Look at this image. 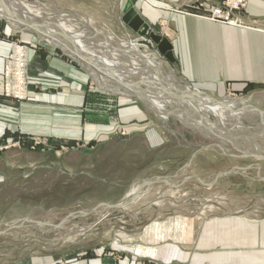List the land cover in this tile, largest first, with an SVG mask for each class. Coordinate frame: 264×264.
Masks as SVG:
<instances>
[{
	"label": "rangeland",
	"instance_id": "1",
	"mask_svg": "<svg viewBox=\"0 0 264 264\" xmlns=\"http://www.w3.org/2000/svg\"><path fill=\"white\" fill-rule=\"evenodd\" d=\"M24 1L31 4H27L29 12L32 11L36 16L32 21L39 23L36 24L40 26L37 29L45 37L25 28L16 30L0 17V29L15 32L12 44L24 46L27 52L28 43L24 41V37L37 39L55 53L69 58L60 50L61 47L54 48L55 44H59L50 43V36L46 33L59 29L54 25L55 20L71 24L75 30L86 35L82 36L85 48L93 53L95 67L110 66L109 70L103 67L107 73L105 82L117 83L122 78L123 84L119 88L125 91H115V87L107 89L97 81V78L101 79L99 72V77L96 78L93 72L91 75L86 67L82 66L85 71L73 61L85 82L83 88L106 96L110 101L102 108L98 104L87 108L91 113L84 109L86 114L97 115L98 111H105L107 106V112L112 115L120 105L127 107L126 104L131 103L138 106L140 115L122 122L103 138L86 141L80 137L78 141L65 140L59 145L53 144L52 148H48L47 168L36 169L38 172L33 171L29 179L10 181L0 189V264L23 260L33 262L43 257L58 260L62 255L69 254L88 256L93 252L90 250L93 247L102 256L111 253L123 255L125 246L132 247L133 244L130 243L136 239L145 237L147 240L146 236L150 237L152 232L155 233L157 229L153 226L157 225L151 223L159 221L173 222L177 238L183 236V225L191 221L193 240L202 232L199 226L202 227L205 222H238L240 226L264 222V160L234 156L239 155V150L229 142L224 143L226 147L223 150L216 146V140L207 134L216 120L213 114L206 118L203 112H200L203 117L192 112L197 119L194 121L184 115L176 117L169 113L172 105L163 89H170L176 82L189 85V79L184 78L177 65L171 66L174 61L165 59L150 39L149 31L160 34L159 31L150 29L140 37L123 21V7L121 9L120 6V10H117L114 3L111 15L101 6V11L95 16L90 13L96 19L87 21L83 19V14H66L56 0ZM37 2L42 6H35L39 5ZM9 7L13 8L14 5ZM104 10L105 15L102 12ZM39 16L43 19L38 20ZM231 21L230 24L229 20L223 19L212 22L229 25L234 23L231 26L264 33V20L245 21L240 18ZM83 23L90 28L83 26ZM125 27L132 32L126 31ZM104 32L118 40L107 38L106 42L99 36ZM167 32L166 28L162 30L163 35L168 34ZM165 37L169 41L170 37ZM62 39L65 40L64 37ZM142 40L150 42L152 47ZM123 42L136 43L144 52L152 53L157 65L152 66L144 61L146 64L143 69L137 67L140 59L138 54L133 50L126 52ZM251 55L259 62L258 51H252ZM104 57L107 61H100ZM110 70L114 76L110 74ZM25 72L27 92V67ZM250 75L249 79H227L224 84H217L212 96L201 91L216 102L245 101L259 113L264 111V70L251 68ZM179 87L182 89L183 86ZM130 90L138 98L126 96L125 93ZM146 96L154 99L152 101L158 112L167 114L159 115L146 100ZM23 97L15 99L27 100L28 93ZM231 111L234 115L244 113L242 107L238 106ZM239 117L243 126L248 123L242 115ZM257 118L259 116H252L250 120ZM197 121L201 127L188 124ZM224 127L231 125L227 123ZM256 164L259 165L261 177L257 176L254 169H249L242 171L243 174L245 172L244 176L234 173L213 181L217 172ZM191 175L199 177L205 184L190 177ZM159 176L167 177L168 183L153 182L143 187L138 193L139 197L137 195L128 202L127 207L125 204L123 208L119 206L109 211L105 207L107 204L123 203V199L128 197H123L124 192L128 195L142 180H153ZM13 222L15 225H11ZM251 230L248 227L247 231ZM222 247L216 244V248ZM227 248L249 250L242 244Z\"/></svg>",
	"mask_w": 264,
	"mask_h": 264
},
{
	"label": "crops",
	"instance_id": "2",
	"mask_svg": "<svg viewBox=\"0 0 264 264\" xmlns=\"http://www.w3.org/2000/svg\"><path fill=\"white\" fill-rule=\"evenodd\" d=\"M56 1L66 13L83 14V19L87 21L96 19L90 13L95 16L101 11V6L111 15L113 3L120 10V6L122 9L129 2L150 29L170 37L174 59L171 66L177 65L184 78L189 79L188 84L210 96L217 84L222 85L227 79H249L251 68L264 70V33L212 22L217 20L212 17V10L222 7L223 0ZM16 3L20 6L24 4L21 0ZM25 10L29 11L27 8ZM106 11H102L104 15ZM28 13H24L27 18L34 15L32 11ZM236 13L239 19L244 18L245 21H262L264 0H245V7ZM59 25H64L61 30L63 33L58 30L66 41L51 30L48 31V41L59 45L65 42L66 53H77V47L71 41L74 36L86 35L66 22L62 21ZM165 28L168 34L163 35L162 30ZM125 30L132 32L127 27ZM104 34L107 35L106 32ZM14 39L15 32L0 29V149L3 148L0 150V189L10 181L29 179L33 171L38 172L36 169L47 168L48 148H52L53 144L59 145L65 140L78 141L80 137L86 141L103 138L122 122L140 115L138 106L131 103L126 104L127 107L120 105L112 115L107 112V106L105 111L100 110L97 115L86 114L84 109L95 107L96 104L102 108L110 102L109 98L83 88V77L69 58L55 53L40 40L27 37H24V41L28 43L29 97L19 101L6 96L1 73ZM123 43L126 52L144 50L138 45L137 50H134L126 42ZM252 51L260 53L259 62L251 55ZM126 196L124 192L123 197ZM154 224L157 226L153 228L157 231L152 232L150 237L146 236L147 240L142 237L130 243L132 247L125 246L123 255L111 253L102 256L93 247L90 248L93 252L88 256L69 254L62 255L58 260L43 257L33 262L23 260L5 264H264V222L251 226L249 223L240 226L238 222L229 221L205 222L202 227L199 226L202 232L195 240L191 221L183 225V236L178 238L173 222L151 223ZM248 227L252 230L247 231ZM216 244L223 247L216 248ZM239 244L246 245L249 250L227 248Z\"/></svg>",
	"mask_w": 264,
	"mask_h": 264
},
{
	"label": "bare ground",
	"instance_id": "3",
	"mask_svg": "<svg viewBox=\"0 0 264 264\" xmlns=\"http://www.w3.org/2000/svg\"><path fill=\"white\" fill-rule=\"evenodd\" d=\"M15 1L17 2V0H0V14H1L0 17L3 20H6V22H8L16 30H21L22 29L21 27H18V25H17L18 23L21 26H26L27 23L30 22L31 23V27L35 30L34 33L37 32V34L41 35L42 37H45L44 33L37 29V27H40V26H38L36 24H39V23L32 21V18L33 17L36 18V16L33 15V16H30V18H27L25 16V14H24V13L29 14L28 13L29 11H26L25 9L27 8L29 10V6L28 5H31V4H29V2H27V1L21 0V3H24V4H22L20 6L19 3L17 5V3ZM26 4H28V5H26ZM37 4H39V3H37ZM9 5H14V7L11 8V7H9ZM35 6H42V5L39 4V5H35ZM42 19H43V17H41V19H38V20H42ZM229 24H230V22H229ZM54 25L57 26L60 31L62 29H64V25H59V23L56 20H55V24ZM231 25H234V23H231ZM83 26H87L88 28H90L89 25H86L84 23H83ZM59 30L58 29L57 30L54 29V30H51V31L55 35H57L58 37H60V38L62 37L63 38L62 34L59 33ZM61 32L63 33V31H61ZM46 34H48V31H47ZM101 35H99V36L102 37L105 41H106L107 38L111 39V40H115V41L118 40V39H113V38H111L110 36H107V35L105 36L104 33H101ZM71 42L72 43L74 42V44L76 45L78 54L77 53H70V55L72 54V56H74L75 58L79 59L81 65L84 68L86 67L85 69L88 72L89 71L91 73L93 72L95 74L96 78L99 77L98 74H97V72H99L100 75H101V79H100V77L97 78V81H98L99 84L103 85L107 89L108 88L112 89L111 87H115L114 88L115 91H119L120 90L121 93L125 92V91H123L122 88H119L123 84L122 81H121L122 78H120L119 79L120 81H117V83H115V82H111V84L109 82H108L109 84L106 83L107 82V80H106L107 79L106 78L107 77V73L105 72L103 67H105V69H108L110 66H105V65L104 66H99L98 65L97 68L95 67L94 64L96 63V59L93 57V53H91L90 50H87V51L85 50V45H84L85 40L82 38L81 35L74 36ZM137 45L138 44H136V43L127 42V46L128 47L131 46V48H133L134 50H137ZM148 45L150 47H152L150 43ZM59 47H61V48H63L65 50V42L60 44ZM144 51L145 50H143L142 52L136 51V53L138 54V57L140 58L138 60L139 62H137L136 66L143 69V65L146 64V63H144V61H146L148 64L150 63L152 66H156L157 65V63H156L157 60H156L155 56L152 55V53H150V52H144ZM84 54L88 55V56H84ZM170 54L173 57L172 52ZM96 58H99V56H96ZM100 61L106 62L107 60L104 57ZM173 61H174V59H173ZM110 74L114 76V74L112 73L111 70H110ZM181 85L183 86L182 89L179 87ZM131 89H132V86H131ZM194 89L196 90V92H199V95L190 97L189 96V94H190L189 92H191V90H194ZM172 91H174V92H172ZM163 92L166 93L167 99H170V103L172 105V108L170 109L171 111H169V113L174 114L176 117H182V115H184L187 118H190L192 120L194 119V121H196L197 119H196L195 115L192 114V112L196 113L198 117H199V115H201L200 112H203V115L206 118L210 114H213L215 116L216 120H215V122L212 123V124H214V126H212V130L207 132V134L210 135L211 137H213L216 140L218 146L221 147L222 150L224 149V147H226L225 146L226 144H224V143L225 142L226 143L229 142V143L233 144V146L237 150H239L238 154L242 153V154L248 155V154L258 153L259 155H262V154L264 155V111H259V113H256L255 111H257V110L251 109V107H249L248 103L245 102V101L241 102V103L237 102V101H233V102H223V101L216 102L213 99H211L210 97L206 96L205 92H203V91H201V90H199L197 88H194V86H192L190 84L189 85L183 84L182 82H178V83L176 82L174 86L170 87V89L164 88ZM121 93H119V94H121ZM125 94H126V96L130 95L131 97L138 98V96H136L132 92V90L126 92ZM159 96H157V97H159ZM146 100L148 102H150L152 104V106L154 107V109L157 111V108H155V106L153 104V101H152L154 99H152V97H147ZM237 106L238 107H242V109L244 111V113L243 112H239V114L242 115V118L248 120L247 121L248 123L246 125H244V126L239 121L240 120V117H239L240 115H234L232 113V111H231L234 107H237ZM157 113L159 115H166L167 114V113L162 114L161 112H158V111H157ZM252 116H256V117L259 116V118L255 119V120H250ZM207 122L209 123L208 120H207ZM227 123H229L231 125V127H228V128L224 127V125L227 124ZM188 124L190 126H194V127L196 126L197 128L201 127V126H199L198 121H197V123L196 122H191V123H188ZM213 127H216V128H213ZM217 127H220L221 129H218ZM197 130H199V129H197ZM215 130L220 131V133L215 131ZM199 131H201V130H199ZM201 133H203L204 135L207 136V134H205L203 131H201ZM244 174H245V172H244ZM169 184H171V183H169ZM137 186L138 185H135L127 196H129L132 192H134L135 189L137 188ZM138 197H139V195H138ZM126 199H127V197H126ZM126 199H124V200H126ZM127 206H129V205L127 204L126 207ZM119 208H123V205L121 207H119ZM107 210L109 211L110 208H107Z\"/></svg>",
	"mask_w": 264,
	"mask_h": 264
},
{
	"label": "water",
	"instance_id": "4",
	"mask_svg": "<svg viewBox=\"0 0 264 264\" xmlns=\"http://www.w3.org/2000/svg\"><path fill=\"white\" fill-rule=\"evenodd\" d=\"M131 2H133V0H130ZM36 3V2H35ZM65 12V11H64ZM66 13V12H65ZM123 13H124V16H123V21L131 28V30H134L140 37L141 36H144L145 34H147V32L150 30L149 26L144 23V21L142 20V18L137 14L136 10L131 6V4L128 2L127 5L123 8ZM68 14V13H66ZM69 16H71L70 14H68ZM18 27H21V28H25V29H29V30H32V31H35L32 27H31V23H27L26 26H21L19 25V23L17 24ZM139 27H141V29H139ZM37 33V32H36ZM149 37L150 39L152 40L153 43L156 44L157 46V49L159 51L160 54H162L164 56L165 59H167L168 61H173V57L171 56V44L170 42L167 40L166 37L160 35V34H156L154 33L153 31H149ZM143 42L149 44L150 42H147L145 40H142ZM55 47H59V46H55ZM60 48V47H59ZM60 50H62L72 61L76 62L81 68L82 65L80 63V60L75 58L74 56L68 54L65 52V50L63 48H60ZM84 69V68H83ZM85 70V69H84ZM86 71V70H85ZM189 96L190 97H193V96H198L199 95V92H196V90H191V92H189ZM218 146V144H217ZM236 149V148H235ZM237 150V149H236ZM232 155V154H231ZM234 156H240V157H253V158H257V159H260V160H264V155H259L258 153H255V154H248V155H245V154H239V155H234ZM249 169H254L256 171V174L258 177H261L260 176V172H259V165H250V166H247V167H235L234 169L233 168H230L229 170H223L221 172H217L215 175H214V179L213 181H216L219 177L221 176H226V175H230V174H234V173H239V174H243V170H249ZM190 177L192 178H195L196 180H198L199 182H201L202 184H205L203 180H201L199 177L195 176V175H191ZM264 178V176H262V179ZM153 182H165V183H168V179L167 177H163V176H159V177H156L155 179L153 180H142L137 188L135 189L134 192H132L126 200L123 201V203L121 204H117V205H106L105 207H108L110 209H113V208H117V207H121L122 205L124 206L125 204H127L128 202H130L131 200H133L137 195L138 193L141 191V189ZM210 184V183H209ZM208 185V184H207ZM100 218H98L99 220ZM31 220V219H30ZM32 221V220H31ZM11 225H15V222H13ZM84 229V228H83ZM86 229V228H85ZM84 229V230H85Z\"/></svg>",
	"mask_w": 264,
	"mask_h": 264
},
{
	"label": "built area",
	"instance_id": "5",
	"mask_svg": "<svg viewBox=\"0 0 264 264\" xmlns=\"http://www.w3.org/2000/svg\"><path fill=\"white\" fill-rule=\"evenodd\" d=\"M245 7V0H223L222 7L214 8L212 17L217 20L237 21L238 11ZM26 48L24 46L13 44L10 56L6 59L2 72V88L6 96L13 98H22L26 96V72L27 58ZM23 94V96H22ZM24 96V97H25ZM23 97V98H24Z\"/></svg>",
	"mask_w": 264,
	"mask_h": 264
}]
</instances>
